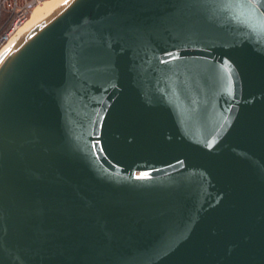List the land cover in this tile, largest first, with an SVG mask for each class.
Returning a JSON list of instances; mask_svg holds the SVG:
<instances>
[{
  "label": "water",
  "instance_id": "1",
  "mask_svg": "<svg viewBox=\"0 0 264 264\" xmlns=\"http://www.w3.org/2000/svg\"><path fill=\"white\" fill-rule=\"evenodd\" d=\"M0 264H264V0H66L13 41Z\"/></svg>",
  "mask_w": 264,
  "mask_h": 264
},
{
  "label": "built area",
  "instance_id": "2",
  "mask_svg": "<svg viewBox=\"0 0 264 264\" xmlns=\"http://www.w3.org/2000/svg\"><path fill=\"white\" fill-rule=\"evenodd\" d=\"M44 0H0V12L5 13L0 25V54L20 36V30L33 12Z\"/></svg>",
  "mask_w": 264,
  "mask_h": 264
},
{
  "label": "bare ground",
  "instance_id": "3",
  "mask_svg": "<svg viewBox=\"0 0 264 264\" xmlns=\"http://www.w3.org/2000/svg\"><path fill=\"white\" fill-rule=\"evenodd\" d=\"M66 0H44L42 3L38 4L34 9L32 14L29 16L28 20L20 30V35L25 32L28 28L38 22L40 19L48 15L50 12L55 10L59 5H61ZM17 39V38H16ZM15 39V40H16Z\"/></svg>",
  "mask_w": 264,
  "mask_h": 264
},
{
  "label": "trees",
  "instance_id": "4",
  "mask_svg": "<svg viewBox=\"0 0 264 264\" xmlns=\"http://www.w3.org/2000/svg\"><path fill=\"white\" fill-rule=\"evenodd\" d=\"M6 17L5 13L3 14V19H1L0 25L2 24L4 18Z\"/></svg>",
  "mask_w": 264,
  "mask_h": 264
},
{
  "label": "rangeland",
  "instance_id": "5",
  "mask_svg": "<svg viewBox=\"0 0 264 264\" xmlns=\"http://www.w3.org/2000/svg\"><path fill=\"white\" fill-rule=\"evenodd\" d=\"M1 19H3V14L0 12V22H1Z\"/></svg>",
  "mask_w": 264,
  "mask_h": 264
}]
</instances>
